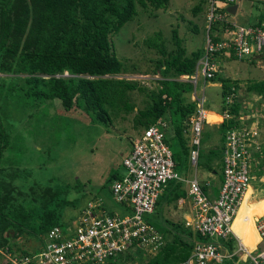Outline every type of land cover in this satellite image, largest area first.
Instances as JSON below:
<instances>
[{
	"label": "trees",
	"instance_id": "obj_1",
	"mask_svg": "<svg viewBox=\"0 0 264 264\" xmlns=\"http://www.w3.org/2000/svg\"><path fill=\"white\" fill-rule=\"evenodd\" d=\"M212 1L213 12L221 16L205 23L203 31L210 42H218L225 26H231V22L223 16L226 14L224 4L233 1ZM217 1L224 4L219 7L216 5ZM168 2L169 0H0V264H14L13 261L18 264L22 258L30 257L31 252L41 247L40 243L47 231L54 225H61L59 219L62 209L73 206L72 200L67 198V185L57 186L50 179L41 182L28 178L30 168L23 161L21 147L16 146L18 135L13 130L20 122H35L37 116L47 117L55 111L58 114L64 111V114L70 116L75 112L80 120L103 124L111 122L112 117L119 112H131L134 104L130 93L133 90L141 91L145 87L140 86L137 80L119 77L127 73L129 68L116 57L111 37L131 21L139 10L164 9ZM206 4L208 0H197L192 13L203 10ZM251 22H255V25L264 23V12L246 24ZM170 39L171 48L165 46L158 31L144 39L143 43L156 51L152 73H157L159 77L153 80L155 88L145 93L147 101L132 115L131 125L141 131L155 120H163L166 123L163 139L170 149L175 168L182 159L187 160L188 157L189 147L183 138V131L187 128V117L197 106V100L190 93L187 94L191 89L196 98L202 97L203 108L224 115L218 124L203 123L206 126L202 125L201 128L200 145L213 137L218 145L206 151L199 148L196 160V166L201 165L208 172L212 170L219 173L221 182L224 133L230 127L240 126L238 115L243 106L239 102L240 98L237 99L234 95L240 89L238 80L232 81L217 74L214 66L217 67L221 59L251 63L253 60L242 58L243 55L238 56L231 41H228L230 46L227 54L223 46L206 50L205 38L202 47L185 53L176 28L171 29ZM259 57L264 58V50ZM198 60L206 61L211 76H202L200 73L192 83L191 77L195 75ZM216 82L219 83L220 91L215 109L211 105V98L204 94V87ZM197 89L199 92H196ZM243 91L258 95V100L264 104V78L246 81ZM17 113H20V117L15 115ZM66 117L68 116L62 118ZM209 117L210 115L208 121L220 119L219 115L212 120ZM61 123L70 125L67 120L59 125ZM131 148L121 158L122 172L115 169L106 175L104 184L108 186V190L110 184L120 179L124 172L122 161L129 155ZM251 152L248 161L254 165L256 155L260 152ZM260 158L264 159V156ZM252 171L253 168L249 167V172ZM74 184L73 188L78 192L80 189L76 185L77 180ZM201 189L205 191L203 186ZM82 191L87 196L83 206L100 198L104 200L109 212L114 211L109 209L104 196L95 197L88 190ZM165 191L167 194L163 202L169 203L182 197L180 192L171 194L167 189ZM204 191L202 192L205 193ZM119 208L121 213H131L126 202L119 203ZM149 214L156 213H147L144 218L160 233L162 240L154 252L144 255L138 251H126L96 264H133V258L138 260L135 264H177L185 261L197 244L212 243L232 248L231 237L225 242L215 235H201L183 221L173 222L166 218H163L164 229H161L159 224L149 221ZM20 235H25L36 243L18 246L15 238ZM216 239L221 243H216ZM28 264L32 263L28 261ZM235 264L244 262L238 260Z\"/></svg>",
	"mask_w": 264,
	"mask_h": 264
},
{
	"label": "built area",
	"instance_id": "obj_2",
	"mask_svg": "<svg viewBox=\"0 0 264 264\" xmlns=\"http://www.w3.org/2000/svg\"><path fill=\"white\" fill-rule=\"evenodd\" d=\"M232 1V0H226ZM212 0H208L206 20L216 14ZM226 31L235 44L237 55L257 52L264 46V27L239 26ZM225 43L210 42L206 38L207 50L220 48ZM202 76H211L206 61H201ZM186 78V76H184ZM196 75L191 77L194 83ZM188 118V161L195 166L199 153L200 134L206 121V110L202 97ZM227 117V114L225 115ZM166 123L157 119L142 129L132 142L131 152L122 161L124 173L111 183V197L118 203L126 202L131 213L109 212L100 198L85 204L77 216L62 225L52 226L41 241V247L22 258L18 264H86L103 262L108 257L126 251L143 254L154 252L161 244L158 233L144 219L152 212L157 196L168 180H182L190 204V217L184 224L201 235L217 236L226 242L233 239L232 248L212 243L194 246L188 258L177 264H229L242 260L244 264H264V217L254 219V230L258 237L252 248L231 229L244 192L249 184L248 155L251 147H257L255 129L230 127L225 130L222 143L221 182L215 198L209 199L202 192L195 177L180 178L174 168L171 152L164 142ZM179 202H181L179 200ZM123 208V207H122ZM226 244V243H225ZM14 264L15 261H13Z\"/></svg>",
	"mask_w": 264,
	"mask_h": 264
},
{
	"label": "rangeland",
	"instance_id": "obj_3",
	"mask_svg": "<svg viewBox=\"0 0 264 264\" xmlns=\"http://www.w3.org/2000/svg\"><path fill=\"white\" fill-rule=\"evenodd\" d=\"M196 3L197 0H169L164 9L156 11L139 10L131 21L125 23L119 32L111 37L116 57L129 68L127 73L119 75V77L137 80L140 86L145 87L141 91L133 90L130 93L131 102L134 104L131 112L127 114L119 112L112 117L111 122L103 124L88 122L85 118H83L85 120H80L75 112H72L70 116L64 114V111H60L59 114L55 111L53 115L47 117L37 116L35 122H20L13 130L14 134L18 135V139L15 141L16 146L21 147L23 161L30 168L28 178L41 182L50 179L57 186L67 185L66 187L69 189L67 198L72 200L73 206H66L62 209V215L59 219L62 226L74 219L78 214V209L84 205L87 196L82 189L88 190L95 197L104 196L109 209L117 206L111 197L108 186L104 184V179L109 171L116 169L119 173L122 172L121 158L127 155L132 142L137 138L140 131V128L134 129L131 125V117L136 109L141 108L147 101L145 93L155 88L153 80L159 77L157 73H152L154 68L153 59L157 56L156 51L148 48L143 43L144 39L158 31L165 46L171 48V29L176 28L177 35L185 48V53H189L199 46L202 47L205 38V32L203 31L205 19L203 10L192 13V8ZM233 4H237L236 12L233 16L227 15V18L235 23L246 24L251 19L255 20L257 15L264 12V0H234ZM215 68L217 74L228 77L232 81L238 80L240 85L238 93H241L239 94V102H241V105L244 104L249 109L259 106L258 98H254L249 92H244L243 88L248 80L264 78V58L256 59L253 63L245 60L234 59L228 61L221 59ZM219 91V84L213 85L211 83L210 86L204 87V94L211 98V105L215 109L219 101ZM196 92H199V89ZM189 93L192 94L191 89L187 92V94ZM49 110L53 111L51 108ZM210 112L209 120L218 117L216 112ZM15 115L20 117V113ZM65 116L68 117L62 118ZM65 120L70 125L67 126L62 123L59 125L60 122ZM209 122H217V120L214 119ZM216 142L214 137L211 138L210 141H206L205 148L215 147ZM252 166L253 164L250 162L249 167L252 168ZM175 170L179 175L186 173L190 177L194 173V168L190 166L188 160L183 159L177 164ZM255 171L250 172L249 182L254 187L256 194H259V190L262 194L264 193V190H262L264 186L260 184V175ZM207 173L208 170L201 165H197L198 178L206 177ZM76 180L78 183L76 185L80 189L78 192H75L73 188ZM169 182L167 181L165 186ZM165 194L167 192L164 190L157 198L156 215H148L149 221L159 224L161 229H164L163 218L173 222L178 221L179 218L171 207L168 208V211H170L168 214L172 213V216L168 217L165 202H163ZM254 195L253 193L252 196ZM251 199L252 197H250ZM247 204H252V202L247 201ZM250 208L253 209L252 215L264 214V199L258 201L255 206L252 204ZM242 209H244V206H242ZM251 223L252 221L249 219H244L242 223L239 220L240 228L238 227L236 230L239 235L240 232L245 235L250 228V234L246 235L248 238L246 246L248 248H252L258 240ZM15 241L18 246L36 243L25 235L18 236ZM215 241L221 243L218 239ZM252 242H254L253 245ZM137 261L136 258L132 260L133 264Z\"/></svg>",
	"mask_w": 264,
	"mask_h": 264
},
{
	"label": "crops",
	"instance_id": "obj_4",
	"mask_svg": "<svg viewBox=\"0 0 264 264\" xmlns=\"http://www.w3.org/2000/svg\"><path fill=\"white\" fill-rule=\"evenodd\" d=\"M251 102L254 103L253 100H251ZM257 102L259 103V106H257V108L254 107V108H250L249 109L244 104L242 105L243 106V110L240 111L239 115H238V118H239L238 122H239L240 125H242L244 127H247L249 129H251V128L255 129L256 126L261 125L262 120L264 122V119H263L264 113L261 110V109L264 108V105H260L261 103L259 101H257ZM209 111H213V110H209ZM218 115H219V113H218ZM219 118H220V115H219ZM220 121H221V118L217 122H209L206 119V124H218ZM259 134H260L259 137H258L259 143H258L257 147L254 148V150H256V152H260V153H257L259 155H256V161L254 162L255 164L252 166V168H253V171H255V169L258 168V170H256L255 172L259 173V175H260L259 182H260L261 185L264 186V162H263L264 159L260 158V156H262V157L264 156L263 155L264 154V132L261 131ZM217 145H218V143L216 144V146ZM201 146H202V149L204 151H206V150L211 148V147L205 148V144H203ZM260 160H261V162H260ZM259 163H261V164H259ZM262 165H263V167H262ZM195 175L198 178L197 168H196V171H195ZM180 176L188 177V178L190 177L186 173L184 175H180ZM198 179H199L201 185L204 187V189L206 191V192L205 191L204 192L207 194V196L210 199L214 198L216 196V194H217V190H218V186H219V173L217 174L214 171H211L210 173L209 172L207 173L206 177H201V178L199 177ZM176 185H178V186L176 187ZM165 189H167V191L169 193H171V194H174L176 192H180L181 193L180 196H182V197L178 198V199H181V203L180 204L176 203L177 199L175 201H172V202H169V203L165 202L166 213L168 214V212H170V211H168V208L171 207L173 212L177 213V215L179 217L177 219L178 221L181 222V221H183L185 219H188L190 217V204H189L188 197L186 195V185L183 182H181V181L172 180L166 186H164V188L161 191V194L163 193V191ZM262 190H264V188ZM247 192H248L247 200L245 198V201L242 204V206H244V209H242V206L240 208L241 216H240L239 220H240L241 223H242V221L244 219H246V220L249 219L251 221L250 218H251V213H252L253 209L250 208V207H252V204H254V206H255L258 201L264 199V193H262L263 194L262 195L261 191L259 190L258 191L259 194H256L254 192V187H252L250 182H249L248 187L246 188V190L244 192L243 198H244V196L246 195ZM253 193L255 194L254 196H252ZM164 197H165V195H164ZM250 197H252L251 200H250ZM247 201L248 202H252V204H247ZM154 208H155V206H154ZM153 213H157L156 209L153 210ZM169 216H172V213L168 214V217ZM258 216H263L264 217V214H258ZM253 218H255V216L252 217V219ZM178 221H176V222H178ZM238 225H239V228H240L239 222H238ZM251 226H252V228L254 230L253 221L251 223ZM254 232H255V230H254ZM249 234H250V228L247 231V233H245L244 236L246 237V235L248 236ZM255 234H256V232H255ZM257 239H258V237H257ZM247 240H248V238H247ZM256 242H258V240ZM252 244H253V242H252ZM259 246H263V243H260Z\"/></svg>",
	"mask_w": 264,
	"mask_h": 264
},
{
	"label": "clouds",
	"instance_id": "obj_5",
	"mask_svg": "<svg viewBox=\"0 0 264 264\" xmlns=\"http://www.w3.org/2000/svg\"><path fill=\"white\" fill-rule=\"evenodd\" d=\"M233 2H234V0H232ZM233 2H231V3H229V4H224L223 2H219V1H217V3H216V5L217 6H222L223 4H224V6L226 7V6H228V5H230V4H233ZM207 5L208 4H206V7L203 9V14H204V19H205V23L207 24V23H209L207 20H206V8H207ZM225 7H224V9H225ZM236 9H237V4H236ZM236 9H235V12H236ZM235 12L233 13V14H229L227 11H226V14L225 15H223L224 17H225V19H227L228 21H230L231 22V26H228V27H226L225 26V28H224V30L221 32V34L219 35V37H220V42L221 41H223L224 43H225V45H223V47H224V52H225V54H227V51L229 50V48H228V46H230V44L228 43V41H231L232 42V40H230L229 38H228V36H227V34H226V31L227 30H230V29H234L235 27V25H239V26H251V27H253V26H260L261 28L262 27H264V23L263 22H261L260 23V25H255L256 23L255 22H251L250 24H241V23H235V22H233V20H230V19H228L227 18V15H229V16H233L234 14H235ZM219 16H221V15H219V14H217L216 16H215V18H218ZM204 23V25H206ZM205 42H206V37H205ZM212 43H215V42H212ZM233 43V42H232ZM233 46H234V48H236L235 47V44L233 43ZM204 47H205V44H204ZM206 48V47H205ZM207 50V49H206ZM264 50V46L262 47V49H260L259 51H255V52H251V53H248V54H246V55H243L242 56V58H248V59H251V60H253V62L256 60V59H259L260 57V54L262 53V51ZM201 61L202 60H198L197 62H196V66H195V75L197 76V75H199L200 74V69H201V66H202V64H201ZM201 65V66H200ZM200 67V69H198ZM215 67V66H214ZM217 71V70H216ZM63 75H66V74H63ZM213 85L214 84H219L218 82H216V83H212ZM239 94H241V93H238V91H237V93H235L234 95H235V97H237V99L238 98H240V95ZM192 96H194L193 94H191ZM231 95H232V93H231ZM254 98H258V95H255L254 93L253 94H251ZM191 96V97H192ZM205 109V108H204ZM206 110V109H205ZM262 110V112L264 113V108L263 109H261ZM206 112H208L207 110H206ZM217 113V112H216ZM218 114V113H217ZM219 115H220V118H221V121L223 120V117H224V115L222 114V113H219ZM220 121V122H221ZM204 123H206V121L204 122ZM241 127H244V126H242V125H240ZM246 129H249V128H247V127H245ZM252 129V128H251ZM255 130H256V132H257V134L254 136V138L256 139V142L257 143H259V141H258V137H259V133L261 132V131H263L264 132V122L262 121V123H261V125H258V126H256V128H255ZM188 132V124H187V128L183 131V138L185 139V141H186V145L188 146V143H187V140H188V137H187V133ZM140 133V132H139ZM167 145V144H166ZM201 145H200V143H199V148L201 149ZM169 148V147H168ZM254 148H256V147H251L250 148V151H252V150H254ZM252 153V152H251ZM187 160H188V157H187ZM189 162V161H188ZM249 163H250V161H249ZM191 165V164H190ZM192 166V165H191ZM193 168H194V173L192 174V177H195L197 180H198V182H199V184H200V187L202 186L201 185V183H200V181H199V179L197 178V176L195 175V170H196V168H197V166H196V164H195V166H192ZM221 172V171H220ZM124 173V172H123ZM122 173V174H123ZM179 175V174H178ZM179 177L180 178H184V179H189V178H192V177H182V176H180L179 175ZM249 179H250V172H249ZM172 180H174V179H172ZM172 180H168V181H172ZM174 181H181V182H183L185 185H186V183L184 182V181H182V180H174ZM111 185V184H110ZM219 185H220V182H219ZM165 186V185H164ZM164 186H163V188H164ZM110 187V186H109ZM162 188V189H163ZM218 188H219V186H218ZM110 190V189H109ZM162 191V190H161ZM202 191H204V190H202ZM217 192H218V190H217ZM161 194V193H160ZM159 194V195H160ZM206 194V193H205ZM186 195H187V193H186ZM217 195V194H216ZM206 196H207V194H206ZM208 197V196H207ZM216 197V196H215ZM214 197V198H215ZM209 198V197H208ZM210 199V198H209ZM213 199V198H212ZM179 200L181 201V199H178L177 198V200H176V203H178V204H180L181 202H179ZM189 200V199H188ZM114 201V200H113ZM103 203H104V200L102 201ZM115 204H117V206L116 207H114L112 210H114L116 213H121V211H120V209L121 208H119V203L118 202H116L115 201ZM153 209H154V206H153ZM152 212H153V210H152ZM145 219V218H144ZM145 221L147 222V220L145 219ZM185 220H183V222H184ZM150 225V224H149ZM150 226H152V225H150ZM153 227V226H152ZM154 229V228H153ZM157 233H158V235L160 236V233L156 230V229H154ZM160 239H161V236H160ZM161 242H162V240H161ZM161 245V244H160ZM159 245V246H160ZM264 245V244H263ZM158 246V247H159ZM139 253H141V252H139ZM148 254V253H147ZM147 254H144V255H147Z\"/></svg>",
	"mask_w": 264,
	"mask_h": 264
},
{
	"label": "bare ground",
	"instance_id": "obj_6",
	"mask_svg": "<svg viewBox=\"0 0 264 264\" xmlns=\"http://www.w3.org/2000/svg\"><path fill=\"white\" fill-rule=\"evenodd\" d=\"M210 113H211V112L209 111V112L206 114L207 121H208V116H209ZM246 196H247V193H246V195L244 196V198L242 199V202L240 203V206H239V208H238V210H237L236 216H235V218L233 219V222H232V224H231V229H232V231L235 232V233H236V230H237L238 227H239L238 222H239V218H240V216H241V214H240V208H241L242 204L244 203ZM254 216H255V218L258 217L257 215H252V214H251V218H250L251 221H254L255 218L252 219V217H254ZM236 235L239 236L240 238H242V242L246 245V240H247V238L244 236V234L240 233V235H239L238 233H236ZM253 244H254V242H253ZM253 244H252V245H253Z\"/></svg>",
	"mask_w": 264,
	"mask_h": 264
},
{
	"label": "water",
	"instance_id": "obj_7",
	"mask_svg": "<svg viewBox=\"0 0 264 264\" xmlns=\"http://www.w3.org/2000/svg\"><path fill=\"white\" fill-rule=\"evenodd\" d=\"M236 9V4H230L225 7V11H227L229 14H233Z\"/></svg>",
	"mask_w": 264,
	"mask_h": 264
}]
</instances>
